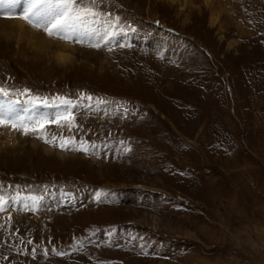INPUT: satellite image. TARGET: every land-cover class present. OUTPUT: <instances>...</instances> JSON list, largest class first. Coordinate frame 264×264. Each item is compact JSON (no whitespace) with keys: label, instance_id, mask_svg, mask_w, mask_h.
<instances>
[{"label":"rangeland","instance_id":"rangeland-1","mask_svg":"<svg viewBox=\"0 0 264 264\" xmlns=\"http://www.w3.org/2000/svg\"><path fill=\"white\" fill-rule=\"evenodd\" d=\"M100 10L120 18L110 47L0 40V99L39 113L70 99L79 129L48 135L99 146L64 151L10 129L8 142L0 129L3 194L42 198L0 214V264H264V0Z\"/></svg>","mask_w":264,"mask_h":264},{"label":"snow or ice","instance_id":"snow-or-ice-1","mask_svg":"<svg viewBox=\"0 0 264 264\" xmlns=\"http://www.w3.org/2000/svg\"><path fill=\"white\" fill-rule=\"evenodd\" d=\"M102 3L103 0H0V17L6 20L23 19L29 27L45 33L49 38L98 49L102 43L111 46V41L117 35L114 24H118L120 19L117 16L112 20H104L102 23V16L111 15V13L101 12ZM5 4L8 5L7 10L4 9ZM16 7L21 8L19 13L14 11ZM117 47H126V45L120 43ZM21 94L30 93L24 90ZM9 95L8 90L0 86V96L9 97ZM86 99L92 100V97L89 96ZM42 103L44 106L48 105L47 100H43ZM18 104H20L19 101L11 98L0 100V129H10L24 136L31 135L64 151L96 155L99 146L88 141H76L74 137H66L62 134L48 135L50 125H55L58 129L66 127L69 131L74 128L79 129L80 126L73 112V109L79 106L77 103L67 98H58L57 108L60 110L53 113L33 112L32 102H29L28 108L18 107ZM22 112L26 115L22 116ZM12 187L0 184V214L12 210L35 212L42 206V198L38 196H21L19 191L15 196L3 194L5 188L11 189ZM66 195L75 199L72 193H66ZM101 195L99 192L96 193L97 202H102ZM11 219L9 215L8 220L11 221ZM3 227L0 225V229ZM20 242H24L22 238ZM27 243L32 244L33 241L28 240ZM79 247L83 248L84 245L81 244ZM52 251L58 257L67 255L63 251L55 249ZM35 252L34 246L32 253L25 254ZM43 254L47 256L48 249H44ZM144 254L147 255V253Z\"/></svg>","mask_w":264,"mask_h":264},{"label":"bare ground","instance_id":"bare-ground-1","mask_svg":"<svg viewBox=\"0 0 264 264\" xmlns=\"http://www.w3.org/2000/svg\"><path fill=\"white\" fill-rule=\"evenodd\" d=\"M170 3L174 4L175 2H178V0H169ZM204 3L206 6H209L212 10L214 0H204ZM4 9H8V5H4ZM16 13H19L21 11L20 7H16L14 9ZM215 15V16H214ZM212 16L214 17L212 20V24H217V16L216 13H213ZM11 30L12 32H17L19 36V42L20 41H26L27 44L33 45V47L36 50L41 51L42 53L47 50V48L53 44L54 41H52V38H49L45 33L38 31L36 29H33L29 27L23 19H10L6 20L0 17V40L2 39H9L11 34H7V31ZM64 42V41H63ZM67 43V42H66ZM31 45V46H32ZM69 46V44H68ZM67 47V44L66 46ZM62 48V47H61ZM50 49V48H49ZM38 51V52H39ZM57 59L61 63H67L71 60L70 56L64 53L57 54ZM3 100V99H0ZM10 130L5 131V136L8 142H10L11 136H10Z\"/></svg>","mask_w":264,"mask_h":264}]
</instances>
